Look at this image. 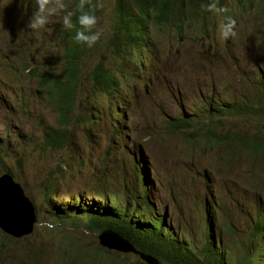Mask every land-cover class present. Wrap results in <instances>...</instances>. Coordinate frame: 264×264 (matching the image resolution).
<instances>
[{
    "label": "clouds",
    "instance_id": "clouds-1",
    "mask_svg": "<svg viewBox=\"0 0 264 264\" xmlns=\"http://www.w3.org/2000/svg\"><path fill=\"white\" fill-rule=\"evenodd\" d=\"M76 1L73 11L68 10L65 0H11L7 8H0V17L10 11L19 20V28L15 34H10L9 46L16 44L22 50L21 56L25 57L21 65L23 71H27L29 78L37 82L41 80V73H53L54 83L42 87L46 96L57 90L59 82V96L67 94L58 105L60 123L65 124L66 128L47 134L45 139L52 151L70 149L62 152L57 170L70 169L68 173L72 175L75 166L80 177V164L89 155L82 164L85 168L87 161L90 163L86 180L74 196L84 192L91 195L93 191L94 194L76 200L73 194L63 192L67 196L71 195L72 201L57 205L60 187L55 184L58 189L52 194L57 196L54 201H46L48 217L59 224L65 221L70 227L95 234L102 250L117 252L115 256H102L113 264H152L149 260L154 261L153 264H171L168 260L175 261L178 256L194 264L197 261L216 264V254L208 243L210 210L216 231L214 239L217 242L220 238L218 243L213 244L215 250L223 255L228 249L222 240L223 234H229L232 240L234 237L236 239L234 245L230 246L235 254L228 249L229 258L224 264H231L232 261L237 264L235 257L242 264H254L255 261L264 264V228H261L264 227V21L251 31L259 32L261 37L244 43L235 39L237 22L234 19L235 15H240L243 21V18L256 11V17L262 20L264 0H143L136 8L134 1L138 0H114L110 5L100 0H74L73 4ZM62 13L64 28L60 39L53 38L45 42L43 39L44 43L35 51V46L29 44L34 36L30 29L34 32L45 30L52 23V18ZM134 14V19L121 24V21L130 19ZM142 21L145 23L144 37L140 34L141 27H144ZM139 38H143V41L140 42ZM45 44L53 45L55 54H50ZM178 44L174 57L166 62L173 50L171 46ZM56 45L58 47L55 50ZM146 45L147 49L154 52L151 56L148 54L149 62L143 65ZM132 46L133 51L128 59ZM250 47L255 49L251 51ZM31 50L33 57L29 59L27 54ZM95 51L99 61L84 78L82 71L86 56L93 58ZM51 58L52 67L40 68ZM73 60L75 63L71 65ZM119 61L120 64L114 68ZM213 61L217 63L212 67L203 66ZM191 62L193 64L189 65ZM185 65L190 66V71L178 84L180 88L170 100L155 104L150 99L143 107H138L160 84L166 85L172 79L173 71L176 73L180 66ZM155 68L161 71L153 77ZM130 77L131 80L124 84ZM148 78V86L141 92L139 86ZM123 92L125 94L120 100L123 102L120 107L118 97ZM128 98L129 101H124ZM51 101L54 102V97ZM93 103V113L102 114L96 117L95 125L91 124L90 114V109L94 110ZM97 105L101 106L97 108ZM152 107L163 125L164 137L168 134L187 139L183 142L188 144L181 162L169 170L163 185L158 181L159 163L148 143L152 135L145 132L143 118L139 123L135 120L137 113L149 111ZM121 119H124L125 125L120 131ZM88 122L89 127L94 128L91 130V139L86 131ZM78 137L82 139V146L73 149V140ZM126 139H130L127 144ZM111 141L114 142V149ZM208 150L218 152L219 158H211ZM66 152L70 155H65ZM115 163L117 165L112 170L117 173L121 191L109 192L111 182L103 188L91 186V190L86 189V184L99 179L102 172ZM236 166L237 176L243 180L244 186L239 190L234 207L229 208L223 203L220 194L225 192L232 195L234 189L227 183L228 170L233 171ZM143 167L149 176H143ZM3 174L11 175L21 185L28 198L27 204L35 210V227L38 205L17 180L13 168L6 164L3 145L0 144V177ZM205 180H210V196ZM176 182L183 183L187 188L190 205L195 204L199 208V216L194 222L189 213L176 218L170 211L171 207L161 202L160 193L164 188L167 198L178 204V213L187 210L190 205L181 206L180 197L172 190ZM53 186L54 181L45 184L46 195ZM151 191H157V194L148 198L147 193ZM256 192L254 198L249 195ZM245 199H248L247 205H243ZM208 201L209 208L206 209ZM83 207L91 210L82 211ZM81 214L82 219L73 223ZM234 214L241 217L240 225L235 222ZM89 216H97L104 227L91 230L90 226L93 228V225ZM117 226L121 230L116 229ZM110 234L116 237V248H121L122 243L129 244L136 253L103 246L101 238L113 239L107 236ZM29 236L11 238L22 240ZM153 241L157 242L153 247L158 255L138 248L139 244L147 245ZM252 245L255 247V260L251 259ZM94 252H99L101 257L100 249ZM89 256L87 264H90Z\"/></svg>",
    "mask_w": 264,
    "mask_h": 264
},
{
    "label": "rangeland",
    "instance_id": "rangeland-1",
    "mask_svg": "<svg viewBox=\"0 0 264 264\" xmlns=\"http://www.w3.org/2000/svg\"><path fill=\"white\" fill-rule=\"evenodd\" d=\"M11 0H0V8L9 5ZM102 3L111 4L114 0H100ZM68 5V10L73 8L74 0H65ZM73 11V10H72ZM3 17H0V144L3 145V154L6 164H9L15 171L17 180L20 181L25 187L27 193L34 198L37 212V223L34 227V232L31 236L22 240H15L8 237L7 234L0 230V264H87L89 255L95 254L96 249H101L98 238L91 232H85L83 229H76L70 226H61L56 220L48 217L46 208V195L45 184L49 181H54V185L60 186L59 199L56 201L57 205H63L64 203H70L72 196H67L63 192L73 194L74 199H85L92 194L84 192L81 195H76L77 190L82 188L85 182V174L80 176L76 173L75 166L72 169V175L69 171L57 170V162L64 151L70 149L54 150L49 148L46 143L47 134L54 131H61L66 128L65 124L60 123V113L58 111L57 104H54L50 98L46 96L43 85L38 81L31 80L27 71H23L22 64H24L25 57L21 56V49L12 44L9 46L10 34H15L19 28V20L12 12L8 11L3 13ZM63 13L59 16L52 18V23L47 26L45 30L34 32L30 29L34 35L29 44L35 46L34 50L38 49L42 43L46 40H59L62 35ZM31 17V16H30ZM30 18H28L29 21ZM236 20V40L243 41L244 43L252 42L261 37L260 33L254 31L257 24L261 21L256 17V11H253L251 15L246 16L241 20L240 15H235ZM263 36V35H262ZM44 39V42L42 40ZM221 39V38H220ZM20 44V42L18 43ZM50 54H55L54 46L45 44ZM21 46V45H20ZM58 45H56L55 50ZM255 47H250L252 51ZM29 59L33 57V51H29L27 54ZM98 53L95 51L93 58H89L88 55L84 61L83 77L85 78L91 67L99 60ZM94 61V62H93ZM53 58L50 62L41 64L40 68L44 66L52 67ZM55 62V60H54ZM217 61L204 63L203 66L212 67ZM119 64V63H118ZM193 62L189 63L192 65ZM55 66V63H54ZM161 69H154L153 77H156L160 73ZM190 66H180L177 72L173 71L172 79L166 84L161 85L151 94L149 98L141 102L138 107H143L148 100H152V103H163L166 100H170L173 96H170L172 91H176L172 85H178L188 75ZM44 73V72H43ZM131 77L125 80L129 82ZM147 82L149 80L146 79ZM152 80V79H151ZM148 85L144 86L140 91L142 92ZM141 88V86L139 87ZM170 89L172 91L170 92ZM125 94V93H124ZM130 98L125 101H129ZM120 102V101H119ZM150 102V101H149ZM101 106V105H99ZM108 106V105H106ZM143 118L145 132L148 135H152V138L148 141L150 147L155 153L157 160L158 181L160 185L166 180L169 170L178 165L184 155V151L188 147V144L180 141L181 139L172 137L170 135L162 134L163 125L160 124V120L157 114L154 112V108H150L149 111H142L135 115L136 123H139ZM184 118V116H183ZM122 121V120H121ZM124 121L120 124V131L123 130ZM69 131V130H67ZM74 137L76 134L73 135ZM92 138V137H91ZM130 139H128L129 141ZM73 149H79L82 146V139L80 137L73 140ZM9 150V152H6ZM51 150V151H50ZM6 152V154H5ZM211 158L217 160L219 155L215 150H208ZM227 153V152H221ZM65 155H70L66 152ZM151 157H153L150 154ZM143 159L144 156H143ZM212 166L215 167L214 162L208 157ZM147 161V159H146ZM190 162L193 159H189ZM117 163L114 164L116 167ZM66 172V173H65ZM73 173H75L73 175ZM104 175V178H102ZM238 166L233 171L228 170L229 183L234 189L232 195H228L225 192H221V199L223 203L233 208L236 201L239 190L244 186V182L239 178ZM206 177V176H205ZM208 179L211 177L208 175ZM109 179L108 181H106ZM206 179V178H205ZM219 181H222L219 178ZM111 182V190L121 191L120 181L117 179V173L113 170L105 169L102 172V176L95 181H90V184H86V189L91 190V186H101L103 188ZM157 183V180H156ZM207 194L210 196L212 193V187L210 186V180H205ZM173 192L178 195L181 206H189L191 200L187 197V188L181 182H176L172 185ZM96 190V189H95ZM157 192V191H156ZM94 194V191H93ZM252 198L257 196V192L250 194ZM160 199L163 205L168 204L171 207L170 210L176 218L182 214H190L193 216L192 222L199 216V208L197 205H190L186 211L178 213L176 208L178 204L172 202L164 193V188L161 190ZM248 199H245L243 205H247ZM209 203V201L207 202ZM93 204V203H92ZM95 205V204H94ZM91 208L83 207L82 211H90ZM83 215H79L75 218L73 223L82 219ZM233 217V216H232ZM235 222L240 225L241 217L238 214H234ZM212 222V220H211ZM71 223V224H73ZM51 225V227L49 226ZM220 240V238H219ZM223 242L230 248L232 239L229 234H223ZM116 251H106L103 256H115ZM234 253V252H233ZM235 254V253H234ZM102 257V254L100 253ZM74 260V263L72 262ZM86 261V262H85ZM163 264V263H162ZM235 264V262H231Z\"/></svg>",
    "mask_w": 264,
    "mask_h": 264
},
{
    "label": "water",
    "instance_id": "water-1",
    "mask_svg": "<svg viewBox=\"0 0 264 264\" xmlns=\"http://www.w3.org/2000/svg\"><path fill=\"white\" fill-rule=\"evenodd\" d=\"M27 201L21 185L11 175L3 174L0 177V228L11 237L23 238L34 231L35 210ZM107 236L113 239L101 238L103 246L125 253H136L129 244L122 243L121 248H116V237L111 234ZM149 262L153 264L154 261Z\"/></svg>",
    "mask_w": 264,
    "mask_h": 264
},
{
    "label": "bare ground",
    "instance_id": "bare-ground-1",
    "mask_svg": "<svg viewBox=\"0 0 264 264\" xmlns=\"http://www.w3.org/2000/svg\"><path fill=\"white\" fill-rule=\"evenodd\" d=\"M76 3H77V1L73 4V7L76 5ZM138 5H134V7L136 8ZM73 10V8H71L70 9V11H72ZM75 14H77L76 12H74ZM136 17V14H134V15H132V17H130V19L132 20V19H134ZM140 18L138 17L137 18V20H139ZM143 22V21H142ZM140 23L138 22L137 23V25H139ZM142 24H144V27L142 28L141 27V36L142 37H144V31H145V23L143 22ZM136 33V32H135ZM135 36V35H134ZM64 38H66L65 37V35L63 36ZM140 39V42L141 41H143V38H139ZM144 42H142V44H143ZM51 46H53V45H51ZM74 46H76V44H74ZM179 46V44L178 45H176L175 47H173V46H171V48L173 49L172 50V52H171V54H170V56L167 58V60H166V62H168L169 60H171L173 57H174V55H175V52H176V48ZM140 47V46H139ZM147 47H148V45H146V47H145V49H147ZM79 49H80V46L78 47ZM132 51H133V46L130 48V50H129V55H128V59H129V57H130V55H131V53H132ZM153 52H154V50H151V49H147L146 50V52L144 53V55H143V60H142V63H143V65H144V62H149V57H148V54H149V56H151L152 54H153ZM75 54V53H74ZM120 62L121 61H119L118 63L120 64ZM75 62H74V60L71 62V65H73ZM116 64V66H114V68L115 67H117L119 64ZM142 68H144V66L142 67ZM156 69V68H155ZM65 70H67L66 68H65ZM42 74V76L43 75H46L47 73H41ZM66 75V73H64V76ZM39 82L43 85V87L47 84L46 82H42V80H39ZM128 82H124V84H127ZM142 84H147V80H145ZM142 84L140 85V86H142ZM139 86V87H140ZM144 86H146V85H144ZM143 86V87H144ZM143 87H141V88H143ZM179 88H180V86H178V85H176L175 86V89H176V91H172L171 92V94H170V96H174L175 95V93H177L178 92V90H179ZM67 95V94H66ZM124 95V92L123 93H121V95H119V101L121 100V98H122V96ZM58 96H59V93H58V95H51L50 94V96L48 97V98H50V99H52L53 97H54V104H57V106L59 105L58 104V102H57V98H58ZM125 101V100H124ZM120 104L121 105H119L120 107L122 106V104H123V102H121L120 101ZM93 107H94V110L93 109H90V114H91V119H92V123L91 124H96V122H97V119H96V117L97 116H101V115H95V113H93V111H95V105H94V103H93V105H92ZM99 105H97V108H99L98 107ZM58 109V108H57ZM58 111H59V109H58ZM121 120H123L124 121V119H121ZM87 125V127H86V131L89 133V136H90V139H91V137H92V133H91V130L92 129H94V128H92V127H89L90 126V124H89V122L86 124ZM125 125V124H124ZM123 128H124V126H123ZM187 139H181L180 141H186ZM130 142V140L128 141V139H126V141H125V144H127V143H129ZM111 145L113 146V149H114V142L113 141H111ZM203 146V145H202ZM142 152H145L146 153V151L145 150H142ZM149 154V153H148ZM88 158H89V155H88V157L87 158H85L84 160H82V162L83 163H85V161L86 160H88ZM150 160V161H149ZM148 161L150 162V166H152V164H153V161L151 160V158L149 159ZM82 163V164H83ZM144 164H145V162H143ZM82 164H80V169L82 170V173H81V175L83 176L84 174H85V170H86V168L87 167H89L90 166V163L87 161V164H86V166H84L85 168H83V166H82ZM147 165H148V162L146 163ZM115 166L114 165H112V167L110 168V170L112 171V169L114 168ZM142 167V166H141ZM148 167V166H147ZM145 169H146V167H145ZM141 172H143V176L145 177V176H149V174H146V172H144V167L143 168H141ZM102 178H104V175H103V177ZM109 179H107L106 181H108ZM53 187H54V190H53ZM52 188H51V190H50V192L48 193V195L50 196L52 193H54V191H55V189H58L57 187L55 188V185L53 186ZM60 187V186H59ZM53 191V192H52ZM111 191H113V190H110L109 192H111ZM154 193H156L157 194V192L155 191ZM154 193H152V191L150 192V193H147V196H148V198H150V197H155V195L156 194H154ZM93 194V193H92ZM112 203L114 204V201H112ZM95 205H96V203H94ZM206 204L207 205H205V208L206 209H208L209 208V203H207L206 202ZM210 216L212 217V214H211V211L210 210H208V243H209V246H210V249H211V251L214 253V254H216V257H215V259H214V262L216 263V264H218V263H220V264H224V262H225V260H228V256H229V250L228 249H226L225 250V252H224V254L222 255V253H220V252H218V250H215L216 249V247L214 248V246L215 245H213V244H216V243H218V241H219V239L217 240V242H216V239H214V238H216V231H215V225L214 224H212V222H211V220H212V218H210ZM261 228H264V227H261ZM233 236V235H232ZM235 236V235H234ZM235 237H234V239L232 240V244L234 245V243H235ZM250 252H251V259H254L255 260V247L252 245L251 246V248H250ZM99 254V253H98ZM99 256V255H98ZM102 256H103V254H102ZM108 256V255H107ZM90 258V257H89ZM103 259V258H102ZM86 262V261H85ZM86 264V263H85ZM251 264V263H250ZM254 264H257V262L255 261V263Z\"/></svg>",
    "mask_w": 264,
    "mask_h": 264
},
{
    "label": "trees",
    "instance_id": "trees-1",
    "mask_svg": "<svg viewBox=\"0 0 264 264\" xmlns=\"http://www.w3.org/2000/svg\"><path fill=\"white\" fill-rule=\"evenodd\" d=\"M144 2L143 0H138L137 2L134 1V5H139V2ZM247 2H251L252 0H245ZM79 3V2H78ZM75 8V6H74ZM76 12V11H75ZM131 19H126V21H121V24H125V23H128ZM139 47V46H138ZM129 55V53H128ZM128 57V56H127ZM41 80L42 82H46V83H51L53 84L54 83V76H53V73H47L46 75H43L41 76ZM108 82V81H107ZM108 84V83H107ZM107 87V85L105 86ZM60 90H61V82H59V85H58V88L57 90L54 92L51 93V95H58V93H60ZM64 91L67 93V89L64 87ZM66 96V95H65ZM65 96H58L57 98V102L58 104L65 98ZM8 171L12 172L11 169H8ZM57 196V195H56ZM56 196H53V194H51L50 198L46 199V201L49 203V201H54L55 197ZM90 219H91V225H93V228L90 226V229L91 230H96V229H101L103 228L104 226L102 225V223L99 221V218L97 216H89ZM69 223H66L65 221H60V225L61 226H68ZM118 230H121V227L120 226H117ZM157 242L153 241L152 243H149L147 245H142V244H139L138 245V248L141 249L142 251L146 252V253H151L153 251V254L155 255H158L154 250L156 249L155 247H153V244H156ZM101 251L103 252L104 250L100 249V253ZM105 252V251H104ZM182 252V250L180 251V253ZM99 253V252H98ZM98 253H95L94 255H90L89 259H90V264H113L111 260H104L102 259V257H99ZM160 258H162L160 256ZM171 264H194L192 263V261H186L184 260L181 256H178L177 258H175V261H171V260H168ZM235 261L237 264H242V262L240 261L239 258L235 257ZM72 262L74 263V260H72ZM197 264H204L200 261H197ZM220 264V263H218Z\"/></svg>",
    "mask_w": 264,
    "mask_h": 264
}]
</instances>
